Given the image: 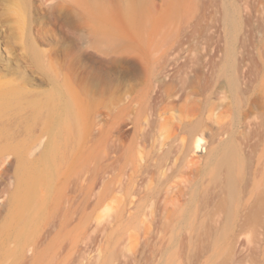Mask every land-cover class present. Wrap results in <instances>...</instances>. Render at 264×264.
Returning <instances> with one entry per match:
<instances>
[{
  "label": "rangeland",
  "instance_id": "374dc122",
  "mask_svg": "<svg viewBox=\"0 0 264 264\" xmlns=\"http://www.w3.org/2000/svg\"><path fill=\"white\" fill-rule=\"evenodd\" d=\"M232 1L238 9V23L230 31L221 22L225 0H199L191 18L176 21L174 27L156 28L154 44L148 46L146 41V53H142L115 51L108 42H93L87 27L61 0H0V158L4 159L0 166V264H264V232H122L113 230L107 216L114 210L116 191L110 194V212L96 204L99 118L107 132L101 161L105 184L111 175L106 172L108 164L114 171L116 154L132 133L123 117L113 121L106 110L97 113V77L120 76L123 85L118 96L131 90L120 95L122 101L143 86L139 75L146 68L174 72L177 77L202 74V83L219 95L217 70L229 59L244 101L246 85L258 72L264 54V30L259 24L264 0ZM255 98L253 107L246 109L256 111L263 124L264 102ZM78 141L81 156L57 201L29 203L20 196L15 208L11 206L14 171L22 152L36 148V155L42 153L38 170L30 177L31 183L40 186L55 180L61 153ZM201 153L199 148L195 154ZM212 189L211 183L208 190ZM158 215H164L162 208ZM63 220L64 227L60 225ZM32 248L41 251L40 256L33 258Z\"/></svg>",
  "mask_w": 264,
  "mask_h": 264
},
{
  "label": "bare ground",
  "instance_id": "6f19581e",
  "mask_svg": "<svg viewBox=\"0 0 264 264\" xmlns=\"http://www.w3.org/2000/svg\"><path fill=\"white\" fill-rule=\"evenodd\" d=\"M198 1L61 0V3L70 6L80 24L87 27L93 42H108L115 51L146 53L143 44L146 41L148 46L154 44L155 29L174 27L176 21L191 18L198 9ZM221 6V22L230 31L238 23L237 6L232 0H225ZM259 24L264 30V13ZM261 56L258 72L249 84L245 82L248 85L244 101L239 79L229 67L233 60L229 59H224L217 70L218 83L214 87L219 95H213L214 89L202 83V74H194L193 78L190 73L183 75L185 70L177 77L174 72L146 68L139 75L143 86L122 101L120 95L131 90L118 96L123 85L120 76L97 77V113L100 115L106 110L113 121L123 117L132 128L128 140L116 154L115 170L111 171L113 166L108 164L110 168L106 172L110 171L111 175L105 184L101 161L107 132L98 117L96 204L101 211L107 208L110 212L113 207L110 194L116 191L114 210L107 214L113 230L189 231L205 235L264 232L261 224L264 219V123L256 111L246 109L253 107L255 96L264 102V54ZM142 62L146 64V60ZM258 122L262 124L261 129ZM199 148L202 153L195 154ZM36 154V148H31L19 155L14 171L15 187L10 194L14 208L20 196L29 203L31 200L40 204L57 201L71 167L81 156L80 142L66 145L57 164L55 180L40 186L30 179L42 159V153ZM3 162L0 158V166ZM211 183L213 189L208 190ZM160 208L164 210L163 216L158 215ZM162 218L173 222L156 224ZM235 221L241 223L231 227ZM66 224V220L60 223L62 227ZM31 250L33 258L40 256L41 251Z\"/></svg>",
  "mask_w": 264,
  "mask_h": 264
}]
</instances>
